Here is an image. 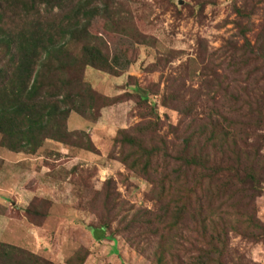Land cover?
I'll return each mask as SVG.
<instances>
[{
	"label": "rangeland",
	"instance_id": "1",
	"mask_svg": "<svg viewBox=\"0 0 264 264\" xmlns=\"http://www.w3.org/2000/svg\"><path fill=\"white\" fill-rule=\"evenodd\" d=\"M120 3L129 18L127 23L133 24L131 30L137 29L148 43L135 41L131 31L111 32L105 21L89 18L91 32L105 43L118 74L87 68L84 80L98 94L121 99L103 109L96 123L71 114L69 130L87 132L96 152L52 141L46 142L36 155L15 154L0 146V241L24 248L52 264H74L79 255L85 258L76 264H155L154 254L166 226L153 220L158 213H164L170 201L159 191L162 184L168 186L175 178L172 175L175 156L183 141L185 124L192 121L201 124L209 109L220 106L235 124L237 114L251 107L239 99L240 94L246 95L253 106L264 99L261 79L264 70L249 53L244 55L249 63L247 77L239 75L236 67L230 65L235 74L227 78L218 65V60H223L220 50L225 42L237 47L244 44L237 28L241 21L236 7L250 10L258 5L248 24L252 31L247 35L255 45L264 20L260 2L121 0ZM241 50L238 54H243ZM208 60L213 63L210 71L204 69ZM209 87L214 94L217 88L222 91L226 88V101L223 96L214 97ZM179 100L193 107L191 117L185 119L178 113ZM149 122L156 124V133L149 138L153 137L164 151L150 167L145 166L146 170H133L123 163L128 150L116 139L120 130L130 131ZM255 132L264 135V130ZM250 141L259 145L257 150L264 151V139L256 136ZM248 190L241 188L232 194L231 200L223 196L205 201L199 207L202 216L196 220L192 215L186 216L182 234L164 236L172 244L184 236L179 246H173L183 248L186 262L203 245V221L215 218L218 224H225L228 235L226 264H264V190L257 196ZM33 197L52 202L49 216L40 220L39 226L30 223L23 214ZM249 216L255 225L247 230ZM101 223L109 226L106 233L111 236L109 240H97L101 232L92 234L91 229L99 228ZM257 225L263 230L256 229Z\"/></svg>",
	"mask_w": 264,
	"mask_h": 264
},
{
	"label": "trees",
	"instance_id": "2",
	"mask_svg": "<svg viewBox=\"0 0 264 264\" xmlns=\"http://www.w3.org/2000/svg\"><path fill=\"white\" fill-rule=\"evenodd\" d=\"M255 1L264 8V0ZM120 2L0 0L1 148L15 154L36 155L46 142L52 141L70 148L96 152L87 132L69 130L71 114L96 123L103 109L118 104L121 99L98 94L84 80L87 68L118 74L105 43L91 32L89 18L105 21L106 28L111 32L123 34L126 30L131 31L135 41L148 43L137 29L131 30L133 24L131 21L127 23L129 18L125 16L126 11H123ZM257 6L253 5L250 10L244 6L235 8L241 21L237 28L244 44L237 47L225 42L222 45L220 57L223 60H218V65L227 73V78L235 74L234 67L239 75L247 77L246 67L249 63L245 60L246 53L264 70V20L256 34L255 45L247 36L252 31L248 24ZM241 48L243 54H238ZM212 64L208 60L204 69L210 71ZM261 76L264 81V73ZM209 88L210 93L214 94ZM225 89L223 92L217 88L214 97L223 96L222 100H225ZM239 99L251 107L237 114L234 118L236 125L221 110V106L209 109L201 124H192L193 121L185 124L183 141L177 147L175 156L176 168L172 174L175 178L167 183L168 186L162 184L159 191L170 201L164 213H158L153 220L166 226L160 235L158 251L154 254L155 264H226L228 235L225 224H218L215 218L203 221V233L200 234L203 245L186 262L183 260L186 256L183 248L173 246H179L184 236H179L172 244L164 235L170 236L174 232L182 234L181 226L186 216L192 215L195 220L202 216L199 207L204 206L205 201L223 196H229L228 200H231L232 194L241 188H249L248 191L256 192V196L263 192L264 151L257 150L259 145L250 140L256 136L259 140L264 139V135L255 132L264 130V99L261 98L260 105L256 106L246 95L240 94ZM179 103L178 113L185 119L191 117L193 107L186 106L181 100ZM240 119H249L254 123ZM155 128L156 124L149 122L139 124L130 131H119L116 141L128 150L123 161L127 167L146 170V165L150 167L161 156L164 148H160L153 137L149 138L156 133ZM51 205L50 200L33 197L23 212L24 217L39 226V221L49 216ZM246 219V229L250 230L255 221L251 216ZM219 220L224 221L222 217ZM255 228L263 230L260 225ZM107 230L109 226L106 223L91 229L93 235L101 232L97 240H109L111 236H106ZM84 258L79 255L73 263L82 262ZM0 264L52 263L24 248L0 241Z\"/></svg>",
	"mask_w": 264,
	"mask_h": 264
}]
</instances>
